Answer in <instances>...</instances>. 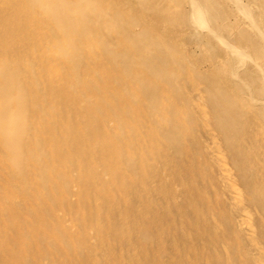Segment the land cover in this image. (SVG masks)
Returning <instances> with one entry per match:
<instances>
[{
	"label": "bare ground",
	"instance_id": "6f19581e",
	"mask_svg": "<svg viewBox=\"0 0 264 264\" xmlns=\"http://www.w3.org/2000/svg\"><path fill=\"white\" fill-rule=\"evenodd\" d=\"M0 264H264V0H0Z\"/></svg>",
	"mask_w": 264,
	"mask_h": 264
}]
</instances>
